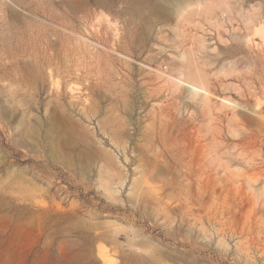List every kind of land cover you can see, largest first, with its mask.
I'll return each instance as SVG.
<instances>
[{
  "label": "rangeland",
  "instance_id": "1",
  "mask_svg": "<svg viewBox=\"0 0 264 264\" xmlns=\"http://www.w3.org/2000/svg\"><path fill=\"white\" fill-rule=\"evenodd\" d=\"M1 64L0 264H264V0H0Z\"/></svg>",
  "mask_w": 264,
  "mask_h": 264
},
{
  "label": "bare ground",
  "instance_id": "2",
  "mask_svg": "<svg viewBox=\"0 0 264 264\" xmlns=\"http://www.w3.org/2000/svg\"><path fill=\"white\" fill-rule=\"evenodd\" d=\"M30 30V29H29ZM22 31V30H21ZM18 41H19V44H18V47L20 48V51L24 54V53H26L28 50H31L30 51V56H31V61L29 62L28 61V63H26V62H24L25 61V56H23L25 59H24V61H19V60H17L16 58L19 56H17L16 58L15 57H13V58H15L16 60H15V62L16 63H14V67H15V71H14V75H13V77H14V80L16 81V83H17V86H16V90H15V93H21L22 91H25V90H23L24 88H26V89H28V90H33V93L31 92V96H33L32 98H34V99H32L33 101H34V105H36L37 104V100H38V88H37V84L39 83V81H41L42 80V74H41V68H42V63L44 62V63H46V65H48V66H51V69H54V67L53 66H55L54 65V56L52 55V54H47V53H40L39 52V49H38V35L37 34H35L34 32H31V31H29V32H27V31H24V32H22L21 33V35L19 36V39H18ZM47 42V41H46ZM39 48H40V46H39ZM17 50H19V49H17ZM14 52V51H13ZM45 52H47V51H45ZM15 53H16V51H15ZM13 54V53H12ZM17 54V53H16ZM18 54H20V53H18ZM22 54V55H23ZM13 55H11V57H12ZM14 56H16V55H14ZM28 56V55H27ZM26 56V57H27ZM18 58H20V56L18 57ZM22 58V57H21ZM20 58V59H21ZM30 59V57L28 58V60ZM27 60V59H26ZM12 62H14V61H12ZM10 63V62H9ZM30 63V64H29ZM6 64V63H5ZM2 65V64H1ZM13 65V64H12ZM9 66H10V64H9ZM1 67V70L3 71V73H2V76L0 77V78H2V77H4V75L7 73V65H2V66H0ZM6 70H5V69ZM14 69V68H13ZM12 69V70H13ZM0 70V71H1ZM11 72V71H10ZM9 72V73H10ZM52 73V72H51ZM9 75V74H8ZM50 75H52V74H50ZM44 76V75H43ZM13 79V78H12ZM192 89L194 90V91H197L198 90V87H196V86H194V85H192ZM27 91V90H26ZM23 93V92H22ZM26 94V93H25ZM30 94V93H29ZM77 96V95H76ZM73 97V99H74V97H75V95L74 96H72ZM72 97H71V99H69V100H71V102L69 103V106H70V108L72 109L73 108V110L75 109V104L73 103V100H72ZM80 98H78V96L76 97V98H78V99H80L81 101H82V97L81 96H79ZM31 98V97H30ZM30 98H29V100H30ZM78 99H75V100H77L78 101ZM31 101V100H30ZM69 102V101H68ZM74 102H76V101H74ZM25 103V102H24ZM23 103V104H24ZM30 103V102H29ZM28 103V104H29ZM31 104V103H30ZM76 104L78 105V102H76ZM83 104V103H82ZM27 105V104H26ZM26 105H24V106H26ZM167 105H168V103H167ZM166 105V106H167ZM170 105V104H169ZM55 106V105H54ZM81 106V105H80ZM56 108L55 109H53L52 111H54V113H55V116H56V120L58 121V123H57V126L56 127H54L55 128V130H56V132H58V135H61V133L63 132V130H68L69 132H71V133H73V132H75L76 131V128L79 126H77V124L74 122V121H72L71 120V116H69V113L67 114L66 113V111H68L65 107H64V105H62V104H60V105H58V106H55ZM79 107V106H78ZM83 108H84V106H82ZM163 107V106H162ZM161 107V108H162ZM165 107V106H164ZM168 107L169 106H167V108L166 109H168ZM81 108V107H80ZM169 108H171V107H169ZM31 109V105L30 106H27L26 107V109H24L25 111H29ZM78 110V109H77ZM0 111H3L4 112V114H9L10 112L9 111H12L11 109H9L3 102H2V100L0 99ZM79 111V113L78 114H82L83 113V109H79L78 110ZM81 111V112H80ZM163 111V110H162ZM168 111H169V109H168ZM78 123V122H77ZM62 124H67V128H64L63 126H62ZM52 128H53V126H52ZM77 136H78V134H77ZM76 136V137H77ZM161 137V136H160ZM79 138V137H78ZM162 138V137H161ZM79 139H81V138H79ZM72 140V139H71ZM80 141V140H79ZM82 141V140H81ZM164 141V140H163ZM73 142V141H72ZM83 142V141H82ZM162 142V141H161ZM160 143V142H159ZM163 144V143H162ZM165 145V144H164ZM170 145V144H169ZM178 145V144H177ZM161 146V145H160ZM160 146H159V148H160ZM163 146V145H162ZM167 146H168V144H167ZM171 146H173V144L171 145ZM179 146V145H178ZM174 147H176L175 145H174ZM173 147V148H174ZM158 148V149H159ZM162 148V147H161ZM172 148V149H173ZM166 149V148H165ZM155 150V149H154ZM164 150V149H163ZM168 150H171V149H168ZM179 150H180V148H179ZM175 151V150H174ZM178 151V150H177ZM180 151H182V150H180ZM179 151V152H180ZM157 152V151H156ZM155 152V153H156ZM172 152V151H171ZM163 154V153H162ZM178 154V153H177ZM183 154V156H184V152L182 153ZM182 154L181 155H179V157H181L182 156ZM185 154H186V152H185ZM161 155V154H160ZM159 155V156H160ZM164 155V154H163ZM176 155V154H175ZM169 156H170V153H169ZM182 156V157H183ZM185 156H187V155H185ZM184 156V157H185ZM154 157H156V155H154ZM176 157H178V156H176ZM175 157V158H176ZM161 158H162V160H163V162H164V158L161 156ZM171 158H174V156L172 157L171 156ZM175 158H174V161H175ZM189 158V157H188ZM148 159V158H147ZM147 159H145V161H147ZM150 159V158H149ZM148 159V160H149ZM153 159V158H152ZM156 159V158H155ZM160 158L158 157V159L156 160V161H158ZM190 159H192V158H190ZM166 160V159H165ZM177 160H178V162H179V160H181L180 158L178 159L177 158ZM176 160V161H177ZM188 160V159H187ZM187 160H185V162L187 161ZM150 161H151V159H150ZM156 161H153V162H150V167H148V169L151 171V173L153 172H156L155 174H158L159 172L157 171L159 168L158 167H161L159 164V166H157V162ZM184 161V160H183ZM183 161L181 162V163H183ZM165 162H167L168 163V160L167 161H165ZM173 162V161H172ZM178 162H176V163H178ZM188 162V161H187ZM143 163H145V162H143ZM159 163V162H158ZM171 163V162H170ZM180 163V164H181ZM188 163H191L190 164V167H192V164H194V163H192V161L190 160V162H188ZM161 164H163V163H161ZM166 163H164V165H165ZM168 165V164H167ZM166 165V166H167ZM183 165V164H182ZM176 166V165H175ZM164 167V166H163ZM169 167V166H168ZM167 167V168H168ZM181 167V166H180ZM184 167V166H183ZM165 168V167H164ZM163 168V169H164ZM189 168V167H188ZM147 169V168H146ZM148 169L146 170V171H148ZM162 169V170H163ZM176 169H178L177 167H176ZM184 169H185V167H184ZM187 169V168H186ZM185 169V170H186ZM190 169V168H189ZM189 169L186 171V174L188 173V171H189ZM160 170H161V168H160ZM159 170V171H160ZM182 170V169H181ZM149 171V172H150ZM171 171V170H170ZM178 172H179V169L177 170ZM148 172V173H149ZM158 172V173H157ZM165 172V171H164ZM163 172V173H164ZM169 172V171H168ZM174 172H176L175 171V169H174ZM177 172V174L178 175H176V176H178L179 177V173ZM181 172V171H180ZM172 173V172H171ZM183 173V172H182ZM159 174H162V173H159ZM175 174V173H174ZM188 174H190V172L188 173ZM150 175H152V174H150ZM154 175V174H153ZM164 175H166V174H164ZM172 175V174H171ZM184 176H186V175H184ZM184 176H181L183 179L185 178L186 180H187V177H184ZM187 182V181H186ZM188 182H190L189 181V179H188ZM187 182V184H189ZM190 208V207H189ZM206 208V207H205ZM204 208V209H205Z\"/></svg>",
  "mask_w": 264,
  "mask_h": 264
}]
</instances>
